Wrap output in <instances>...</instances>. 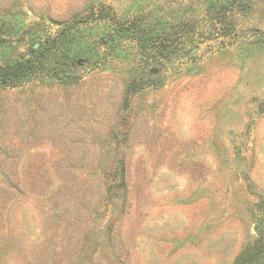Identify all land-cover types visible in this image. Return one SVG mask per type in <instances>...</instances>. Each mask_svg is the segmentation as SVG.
I'll return each instance as SVG.
<instances>
[{"label":"rangeland","instance_id":"374dc122","mask_svg":"<svg viewBox=\"0 0 264 264\" xmlns=\"http://www.w3.org/2000/svg\"><path fill=\"white\" fill-rule=\"evenodd\" d=\"M211 4L0 0L1 66L69 36L0 89V264H236L264 250V0L235 3L226 26Z\"/></svg>","mask_w":264,"mask_h":264},{"label":"trees","instance_id":"16d2710c","mask_svg":"<svg viewBox=\"0 0 264 264\" xmlns=\"http://www.w3.org/2000/svg\"><path fill=\"white\" fill-rule=\"evenodd\" d=\"M217 1L221 3L222 6L219 7L216 4V6L214 4H211L213 6L212 14L215 15L213 20L218 24L226 26V24L228 23L227 12L235 6V3L238 4L240 0H233L235 3L231 2V4H226L224 0ZM125 28L127 30H131L132 32H135V34L141 31L140 26L135 28V25H133L132 22L127 23ZM67 36V31H59L56 37L44 44L30 58L18 60L11 65H0V89L19 86L36 75L39 71L45 69L47 58H49V56L52 55L57 48H61L62 44H64L63 41ZM154 43L155 42L152 41V44ZM149 44L150 43L138 41L139 47L143 49H150L149 46L153 45ZM92 51V49L77 50L70 57H72V60H89L90 57L88 58V56L90 53H92ZM151 53H153V55L155 54V56L158 55L159 57L163 58H168V56L172 54V52L167 49H162L155 52L152 51ZM65 61L66 62L63 63V65L67 66L68 64H70L67 59ZM62 68L63 67L57 68V70H60ZM263 253L264 250H262L261 248L258 250L257 245L252 246L244 252L242 257H240L236 264H257L259 257H262Z\"/></svg>","mask_w":264,"mask_h":264}]
</instances>
